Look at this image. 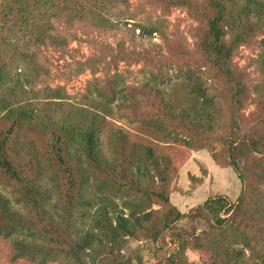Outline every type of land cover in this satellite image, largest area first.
<instances>
[{
	"label": "rangeland",
	"instance_id": "1",
	"mask_svg": "<svg viewBox=\"0 0 264 264\" xmlns=\"http://www.w3.org/2000/svg\"><path fill=\"white\" fill-rule=\"evenodd\" d=\"M9 1L14 0H0V56L9 66L10 83H18L15 97L22 99L23 108L33 113L34 132L25 131V141L42 137L48 128L46 116L58 126L60 113L65 117L68 107L91 109L106 105L107 101L117 112L115 123L126 128L132 140V134L140 131L143 119L159 120L171 130L175 128V121L159 111L163 100L178 107L184 105L199 115L207 112L199 104L195 106L187 75L192 80L203 81L212 96L208 111L212 113L216 130L203 142L205 146L192 151L169 179L166 190L169 202L150 204L149 210L156 213L136 236L124 235L115 243L102 238L101 244L95 243L86 249L81 255L85 264H221L211 256L226 251L234 253L233 249L245 245V236L257 241L250 242L256 248L254 253L244 251L245 257L252 258L245 261L252 263L256 253L264 252V243L260 240L264 234V181L251 177L253 168L264 166V150L239 156L238 167L246 174L245 183L229 165L227 150L229 137L237 138L240 143L259 142L264 149V12L259 18L250 9L246 12L248 0H230L226 4L222 23L225 41L241 37L230 58L243 89L241 108L235 113L230 104L235 85L226 83L200 50L197 31L203 27V20L196 17L187 4H172L167 0H121L108 12L109 21L113 22L110 26L94 25L92 18L67 24L59 19L58 11L53 10L55 16L50 17L46 35L65 37L66 45L60 50L50 39L28 44L18 34L20 24L11 28L4 26L16 21V16L6 13L5 5ZM190 1L203 12L209 11L205 0ZM257 1L263 0L250 1L253 9ZM143 26L151 27L153 32L144 33ZM11 30L16 31L17 36L9 35ZM2 39L12 46L10 51L5 50ZM117 74L121 75L119 83L125 86L124 93L131 96L130 109L113 100L111 78ZM147 87L151 90L147 91ZM179 136L187 137L185 133ZM39 162L44 170L40 179L42 188L49 189L51 195L47 215L53 224L59 225L67 215L59 203V178L43 167L42 157ZM242 190L245 200L242 208L235 213L221 211L222 217L227 219L222 226L214 224L206 209H197L208 197L219 195L235 204ZM0 191L14 202L13 187L0 185ZM91 196V207L78 205L73 210L76 228L81 232L93 225L97 213L98 200L94 193ZM171 207L185 214L176 222L180 239L185 243L183 251H179L178 242L171 235L162 233L156 238L154 231L160 228L161 218ZM36 241L54 248L63 245L58 242L59 238L54 241L49 236ZM54 252L57 255L47 257L45 264H76ZM255 259L264 264L262 257ZM31 264H38V259Z\"/></svg>",
	"mask_w": 264,
	"mask_h": 264
},
{
	"label": "trees",
	"instance_id": "2",
	"mask_svg": "<svg viewBox=\"0 0 264 264\" xmlns=\"http://www.w3.org/2000/svg\"><path fill=\"white\" fill-rule=\"evenodd\" d=\"M119 1H9L5 5L6 13L16 16V21H12L11 25H3L11 28L20 24L18 34L30 45L50 39L52 44H58L62 50L66 45L65 37L46 35L50 17L55 16L53 10H57L59 19L65 20L67 24L92 18L94 25L110 26L113 22L109 21L108 12ZM167 1L187 4L194 15L203 20V27L197 31L198 46L216 73L223 76L226 83L235 85L230 104L234 112L238 113L243 89L230 64V58L241 37L225 41L222 24L226 4L230 0H205L208 12H203L190 0ZM250 1L244 10H252L259 18L264 12V0L257 1L255 9L251 7ZM142 28L146 34L153 32L151 27ZM9 35L17 36V32L11 30ZM1 42L7 47V52L12 49L3 39ZM8 67L0 56V185L13 187L15 198L12 202L0 191V264H31L36 259L38 264H45L47 257L57 255L54 251L76 264H85L81 255L95 243L101 244L102 238L115 243L121 236H136L138 230L150 222L156 213L149 210L150 204L155 201L169 202L166 191L169 179L178 172L192 151L205 146L203 142L216 130L212 113L208 111L212 106L208 87L203 81L192 80L187 75L186 78L191 81L190 94L195 98V106L199 104L207 112L199 115V112L184 105L178 107L163 100L159 111L161 115L175 121V128L171 130L159 120L143 119L140 131L132 134V140L128 130L115 123L117 112L107 101L106 105H96L91 109L68 107L65 117L61 116L63 112L60 113L58 126H54L49 116H46L48 128L42 137L25 141V131L34 132V125L31 124L33 113L23 108L22 99L15 97V89L19 86L18 83H10L12 80ZM120 79L121 75L118 74L111 78L113 100L130 109L131 96L124 93L125 86L120 85ZM145 85L148 86V83ZM146 90H151V87ZM155 93L157 95L158 91ZM61 98L59 89V100ZM179 133H185L187 137H180ZM259 144L248 140L240 143L235 137H229L227 141L229 165L242 183L246 181V174L240 171L237 160L239 156L247 155L248 151H263ZM36 153H39L38 156ZM40 157L43 158V167L59 178V203H62L67 213L59 225L53 224L47 215L51 195L49 189L42 188L40 179L44 170L40 166ZM251 177L258 182L264 181V166L253 168ZM91 183L94 185L93 191ZM90 193L95 194L99 205L93 225L81 232L76 228L73 210L78 205L91 207ZM244 201L242 190L235 204L230 203L226 196L219 195L208 197L197 209H206L214 224L222 226L227 219L220 212L231 210L235 213L238 208H242ZM183 217L184 213L171 207L161 218L160 228L154 229L156 238L162 233L171 235L178 242L179 251L184 250L185 243L180 239V228L176 222ZM47 236L54 241L59 238L58 242L63 245L54 248L36 241L39 237L45 239ZM253 240L245 236V245L233 249L234 253L226 251L224 254L214 253L213 256L210 253V256L221 264H262L255 258L260 256L264 260V252L256 253L252 263L245 261L252 259L244 256L245 250L256 251L254 244L250 243ZM260 240L264 243V234ZM232 243H236L235 238Z\"/></svg>",
	"mask_w": 264,
	"mask_h": 264
}]
</instances>
